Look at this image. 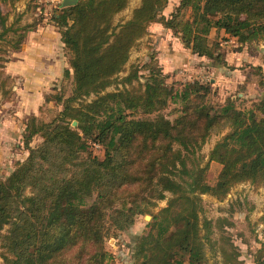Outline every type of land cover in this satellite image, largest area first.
<instances>
[{"label": "trees", "instance_id": "16d2710c", "mask_svg": "<svg viewBox=\"0 0 264 264\" xmlns=\"http://www.w3.org/2000/svg\"><path fill=\"white\" fill-rule=\"evenodd\" d=\"M21 1L0 0V52L4 46L21 51L29 33L47 20L64 44V78L71 79L72 92L45 96L46 104L62 106L59 115L49 122L36 115L26 120L28 157L0 180V234L8 227L2 236L5 264H105V239L128 231L142 215L153 218L148 232L133 237V264H205V242L223 264H242L230 237L212 239L218 224L219 230L234 225L202 220L201 196L224 201L240 184H264V90L251 108L242 109L232 98L211 102L210 83L189 82L175 90L158 66L144 91L125 88L139 79L138 69L120 74L155 23L192 54L218 62L219 46L209 43L213 30L243 47L264 43V0H141L119 24L116 17L133 0H77L66 7L62 2L52 15L35 0L42 6L40 22L21 25L22 13L8 24L2 6ZM172 1L166 17L162 13ZM262 61L264 88V56ZM114 84L124 89L108 91ZM170 103L180 104L174 120L162 113ZM225 131L203 164L202 148ZM36 136L42 141L32 147ZM97 146L102 157L91 152ZM210 163L221 166L214 185L207 181ZM166 199L168 205L154 214ZM263 259L264 244L256 263Z\"/></svg>", "mask_w": 264, "mask_h": 264}, {"label": "rangeland", "instance_id": "374dc122", "mask_svg": "<svg viewBox=\"0 0 264 264\" xmlns=\"http://www.w3.org/2000/svg\"><path fill=\"white\" fill-rule=\"evenodd\" d=\"M140 3L141 0H133L128 9L116 17L115 23H124L129 20L133 11ZM174 4V1H172L167 9L172 11ZM38 7L42 6H38L35 0H23L15 6H2V12L10 14L8 24L16 21L19 14L22 13L24 15L21 19V25L35 24L40 22L43 16L40 11H37ZM52 12L54 11H50L49 14H54ZM169 38L174 39L171 34ZM169 40L165 39V45L162 47L165 57L172 55L169 50L171 47ZM157 42L155 30L152 31L150 29L148 35L133 48L129 62L126 65V71L121 73L120 77H126L132 69H138L139 79L125 88L144 91L151 69H155L157 66L160 67L157 60L160 49L155 45ZM209 43L212 46L214 44L219 46L218 53L222 55V62L207 58H201L198 61L191 59L190 62H193L192 67H196L197 70L192 72L191 69H188L189 67L187 68L183 64L186 61L180 56L177 58V62L181 63L178 64V67L174 68L175 70L173 69L172 74L167 75V84L170 87H174L175 90H179L184 84L189 82L210 83L213 89V93L210 96L211 102L223 103L228 98H232L242 109L251 108L253 103L259 100L264 90L260 84L263 80L262 73L258 71L259 66L256 67L254 65L260 61V56L263 59L264 43H257L256 47L252 45L244 46L245 48H243L242 45L236 44L235 41L227 42L223 40L222 42L217 37L209 38ZM12 53V51L7 52L6 46L1 48L0 62H2L3 67L0 68V180L6 179L28 157L29 153L23 144L24 130L19 131V128L23 125L22 129H25L26 120L23 121L22 117L14 120L15 115L10 112L12 109H15L13 107L16 106L17 101L15 99L10 100L14 82L6 75L7 72L4 67L5 61L10 59L9 57H11ZM63 64L67 66V62H63ZM66 69H64V72ZM64 72L61 81L43 85L45 96L47 94L55 95L60 93V91L67 97L71 95V79H65ZM218 75L222 77L220 80L217 77ZM218 80L220 83H218ZM54 89L56 90L54 91ZM118 89H124L123 84H114L108 91H116ZM6 100L10 101L8 103L3 102ZM47 107L45 106V110H41L42 113L39 116V119L45 122L52 121L57 117L62 108V106L55 103H50V106ZM179 108L180 104L170 103L168 108L162 113L168 119L174 120L177 116L175 110ZM225 134L226 131L221 135L213 136L202 148L201 155L204 156L203 164L208 163L209 151ZM41 141L42 138L36 136L30 146H36ZM91 152L99 157L103 156V149H99L98 146L92 147ZM220 170L221 166L219 164L210 163L207 171V181L209 184L214 185L216 183ZM201 198L203 210L200 216L202 220L205 218L212 221L227 220L228 223L231 222L234 225L232 228H228L229 225L226 224L223 228V230H227L226 233L218 229L219 224L218 227L215 226V233L212 236L213 241H220L222 237H230L231 242L237 246L240 252L242 264H257V252L264 244V220H262L264 216V184L260 186H254L250 183L240 184L233 188L224 201H219L209 195H203ZM168 199L158 202L157 208H154L152 212L157 214L162 208H165L168 205ZM152 218L151 215L139 216L133 227L128 231L118 233L117 236H114V233H110V236L105 239L104 244L105 251L109 255L105 264H133L130 252L133 237L148 232ZM7 230L8 227L0 234V264H5L3 256L7 252L2 247V236L7 234ZM205 244L207 245V260L205 264H223L224 260L213 254L214 251H212L210 244L208 242H205ZM220 247L221 242H218L214 250L217 251Z\"/></svg>", "mask_w": 264, "mask_h": 264}, {"label": "crops", "instance_id": "0c3cea01", "mask_svg": "<svg viewBox=\"0 0 264 264\" xmlns=\"http://www.w3.org/2000/svg\"><path fill=\"white\" fill-rule=\"evenodd\" d=\"M64 1L65 0H63V2ZM171 12L172 11L165 9L163 15L168 17ZM150 29L152 31L155 30V39L158 40L155 45L160 49L157 60L164 74L170 75L173 73L175 70L174 68L178 67V64L181 63L177 62V58L180 56L186 61L183 62V64L186 65L187 68L189 67L188 69H191L192 72L197 71L196 67H192L193 62H190V60L193 59L198 61L201 57L185 49L180 41L173 36V33L170 30L164 29L161 24L155 23L150 26L149 31ZM170 34L174 39L169 38ZM212 37H217L222 40V42L229 38L223 31L218 32L216 30L211 32L209 38ZM165 39H170L169 43L171 47L169 50L172 54L170 57H165L163 55L162 47L165 45ZM232 41L233 40H231V42ZM256 44L257 43H254L253 47H256ZM257 50L259 49L257 48ZM9 58L8 62L11 63L8 64L7 62L5 64L7 68L4 69H6V75L14 82L12 88L13 93L10 99H15L17 101L16 106L13 107L15 109L10 111L15 115L14 120L22 117L24 121L33 115L39 117L42 113L41 109L45 108V106H50V104L48 105L45 103L43 85L61 81L63 79L64 69L67 68L66 64H63V62H68V57L57 28L47 20L43 21L35 31L29 33L21 51L12 53ZM42 63L45 64L42 65ZM254 65L256 67L262 66V56H260V61ZM219 75L217 77L220 80L222 77ZM219 80L218 83H220ZM10 100L3 102L8 103ZM23 127L24 125L19 128V131L24 130L22 129Z\"/></svg>", "mask_w": 264, "mask_h": 264}, {"label": "built area", "instance_id": "2783aa9c", "mask_svg": "<svg viewBox=\"0 0 264 264\" xmlns=\"http://www.w3.org/2000/svg\"><path fill=\"white\" fill-rule=\"evenodd\" d=\"M41 4H44L49 11L59 10L62 4V0H38Z\"/></svg>", "mask_w": 264, "mask_h": 264}, {"label": "water", "instance_id": "95a60500", "mask_svg": "<svg viewBox=\"0 0 264 264\" xmlns=\"http://www.w3.org/2000/svg\"><path fill=\"white\" fill-rule=\"evenodd\" d=\"M77 3V0H65L63 2V6L66 7V6H71V5H75ZM73 127H76L77 126V122H73ZM149 218V217H147Z\"/></svg>", "mask_w": 264, "mask_h": 264}]
</instances>
